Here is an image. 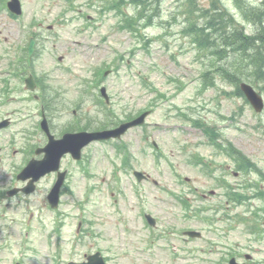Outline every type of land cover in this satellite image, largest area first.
<instances>
[{
	"label": "rangeland",
	"instance_id": "374dc122",
	"mask_svg": "<svg viewBox=\"0 0 264 264\" xmlns=\"http://www.w3.org/2000/svg\"><path fill=\"white\" fill-rule=\"evenodd\" d=\"M24 4L25 16L28 20H37L42 26L37 29L41 31V40L43 45L40 49V53L35 57L34 69L35 72L42 77L46 78L49 84L50 91H57V101L59 106L53 112L51 120L55 127L60 129L67 123L68 126H83L87 121L95 124V120L102 118L103 112L107 114V109L111 110L107 116L114 117L115 120L118 117H122L129 113H136L140 110H145L149 106V101L153 99L154 93L149 86H142L139 82L137 74H143L147 77L148 82L151 85H155L160 90H163L169 95V102L173 105L182 107L185 113L192 115L193 117H199L205 120L210 125H215L218 120L217 113L222 116H229L232 114L233 109L237 106L243 107L241 115H237V124L240 126L248 125L250 129L252 125L260 127L264 130V112L260 115L254 114L247 105H244V101L241 99L231 100L223 94H219L217 90L208 89L201 96L196 97V89L198 84V70L200 65L196 62L199 58L196 57V49L191 45V39L189 35H182V25L184 21L183 16L178 14L177 11L180 7L177 4L182 0H162L160 8V16L154 20L152 26L144 29V33L150 38L147 51L141 47L135 52L131 61V68L126 70L124 66L118 70L120 74L110 73L106 80L105 86L111 96V103L102 106L97 110L94 105L88 100L81 103V106H77L76 99L81 93L83 86L81 84L82 76L89 75L90 70L95 65L99 64L102 60H109L112 53L109 51V45L115 44L120 49H126L130 51L132 46L128 44L129 39L127 33L118 32L114 24L117 22L115 17L104 14L99 15L95 10L88 9L86 12L91 16V25L84 28L85 35H79L76 31V26L81 24V20L74 21L67 26H61L56 21L57 13L60 8L59 3H50L52 0H22ZM78 3H84L86 0H76ZM225 7L229 10L232 8V0H221ZM260 2L261 0H253ZM209 0H203V4H208ZM177 6V7H176ZM264 6V5H263ZM130 13L132 9L128 10ZM175 16V18L173 17ZM54 23L55 27L48 31V24ZM37 26V24H36ZM35 26V27H36ZM13 24L8 22L4 18H0V54L10 53L12 48L5 47L10 46L12 41ZM248 31L252 32V28H248ZM106 34L107 38L99 42V35ZM136 36V35H135ZM137 40L143 43V39L136 36ZM80 41V43H79ZM97 41L101 45V49L95 50L90 42ZM59 55L63 57L67 64V69H54L55 57ZM7 57H10L6 55ZM5 58H0V68L4 65ZM179 76L186 82L183 90L177 93L175 89L176 84L169 82V77ZM146 80V81H147ZM143 84V83H142ZM219 84H223L219 81ZM228 90L231 88L229 85L223 84ZM175 89V90H174ZM22 93V92H21ZM13 95H20L19 92H15ZM156 108H153V112L146 119V127L141 130L140 127L128 130L121 139L129 146L130 162L134 169L142 170L150 174L153 179L158 180L157 184L152 181L143 182V198L145 204L147 203L150 209L154 212V215L158 218L159 225L164 228H169L173 234L175 227L189 226L199 230L203 236L202 239H196L190 241L186 246L193 250V253L178 261L175 264H204L205 262L200 259L202 254L199 252L201 246H208L205 240L213 242L215 239L221 240L222 245H232L237 243V249L242 250L246 244L248 251L254 257V263L252 264H264V238L255 240L253 236L248 235L242 230L243 225L238 224L237 229L231 230L230 234L224 238L218 233L225 226L226 221H214L215 227H211L210 224L201 221L198 217H192L189 220H183L178 213L175 212V207L171 202L172 199L167 195L161 185H171L172 175L169 171H172V167L165 166L162 162L157 164L154 161V152L150 144L146 141H154L160 146L163 153L167 154L170 160L175 164V168L182 178L187 177L190 183H193L198 187V190L205 194V199L195 196L191 197L193 203L206 204L209 207L221 204L222 209L225 207L223 199L215 195H209L207 190L212 187L213 181L205 177L197 166H192L188 161V152L184 153L181 149L184 142H188V151L198 152L209 160L212 154V149L207 147L204 143H200L199 139H203L202 133L198 129H194L187 125L184 126V120L179 118L176 111H168L166 102H156ZM32 107V102L29 101H12L6 105H0V116L10 112L11 109L18 107ZM77 109V110H75ZM73 110L75 111L73 113ZM97 110V111H96ZM124 110V112H121ZM217 111V113H216ZM97 114V115H96ZM25 115V116H24ZM10 118L14 121V118L21 117L20 121L9 125L6 129L0 131V145L6 147V151L10 150L7 145V138L14 135L17 139L16 146L21 144V141L25 142L23 135L19 130L24 127L28 131L32 130L30 125L29 114L23 112L10 113ZM228 122H217V126L221 127ZM183 127V128H182ZM183 129V132H182ZM224 138H228L234 144L240 146L248 155L259 163H264V138L261 137V141L253 137H248L243 133H238L232 127L223 128L221 131ZM147 134L149 137L147 140L143 136ZM27 138H32V133L25 135ZM198 140V145L193 146L192 143ZM143 148L145 151L142 152ZM114 153L110 146L104 143L94 142L86 150L87 162L86 170L88 177H84L81 166H72L70 175L72 176L70 181L69 193L63 196L62 207L71 209L73 206V196H77L80 199L83 187L88 183L95 186V189L91 192V197L87 203H85L86 216L89 220H93L90 224L94 230L95 240L99 244L103 243L110 246L111 255L109 256L108 264H170L169 253L166 249L158 248L156 251L143 250L144 241L142 240V232L138 230L137 218L135 217L136 209L133 207L131 210L127 209L129 219L127 224L129 229L125 230L123 225L118 222L117 216L121 213H115L110 204L113 194L109 189L112 184L111 170L112 159L117 165L118 161L121 162V158ZM16 159L19 156L13 155ZM219 159L224 157L217 156ZM1 170H7L11 168V164L8 163L10 157H5ZM128 173L121 169V177L124 179V191L130 194V185L133 186L131 176L126 175ZM0 174H2L0 172ZM125 174V175H124ZM130 175V174H129ZM6 178H10L11 174L4 175ZM7 183V179L5 184ZM186 184V183H185ZM175 190H179L175 184H172ZM182 189H187L186 185H183ZM181 187V186H180ZM160 188V189H158ZM181 190V189H180ZM122 189V193H124ZM132 195V193H131ZM76 198V199H77ZM121 209L124 212L126 207L132 203H136L134 196L125 197L120 196ZM222 200V202H221ZM4 200H1V203ZM262 202L253 199L250 204V209L256 206L257 203ZM34 203V201H33ZM263 203V202H262ZM247 205V204H246ZM237 210L244 211V206H237ZM23 207H9L6 209V219H0V228L5 222L3 229H0V246L6 242L10 245V251L4 255L10 258L11 255L14 258L20 259L21 264H50L49 254L52 251L46 244H44L43 236L49 230L50 222L46 226H42L38 221V215L28 211L27 213H20ZM76 211V210H75ZM75 211L73 214L68 215L65 224L62 227L63 237L68 235L72 236L75 232L72 220L74 219ZM122 212V211H121ZM222 212V210L220 211ZM1 213V209H0ZM208 214V213H207ZM210 214V213H209ZM31 218V230L28 233L29 242L23 244V237H25L22 231L23 224L22 218ZM15 217V220H10L11 217ZM71 216V217H70ZM217 214L215 217H218ZM250 217V212H246V215ZM20 219V220H19ZM177 224V225H175ZM6 228V229H5ZM7 232L4 239H1V235ZM22 234V235H21ZM24 235V236H23ZM181 244L183 241L180 237H175ZM252 239V240H250ZM21 242V243H20ZM83 242L86 246L89 243H93V240L88 241L86 237L83 238ZM78 244L73 254L74 260L79 261L81 256L85 252H90L95 247L85 250V245ZM252 251H251V250ZM73 248L70 242L65 241L62 244V254L70 255L73 252ZM1 256V255H0ZM5 260V263L8 262Z\"/></svg>",
	"mask_w": 264,
	"mask_h": 264
},
{
	"label": "trees",
	"instance_id": "16d2710c",
	"mask_svg": "<svg viewBox=\"0 0 264 264\" xmlns=\"http://www.w3.org/2000/svg\"><path fill=\"white\" fill-rule=\"evenodd\" d=\"M200 32H203V29H200ZM203 33H205V32H203ZM206 35V34H205ZM207 40V38H202V39H200V41H206Z\"/></svg>",
	"mask_w": 264,
	"mask_h": 264
}]
</instances>
